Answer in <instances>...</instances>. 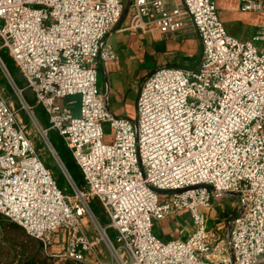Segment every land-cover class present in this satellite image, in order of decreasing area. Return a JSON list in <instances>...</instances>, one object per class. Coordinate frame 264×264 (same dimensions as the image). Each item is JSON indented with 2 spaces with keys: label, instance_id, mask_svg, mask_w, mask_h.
<instances>
[{
  "label": "built area",
  "instance_id": "1",
  "mask_svg": "<svg viewBox=\"0 0 264 264\" xmlns=\"http://www.w3.org/2000/svg\"><path fill=\"white\" fill-rule=\"evenodd\" d=\"M239 2L242 11L264 12V0ZM124 6L125 0H0V51L12 59L23 85L1 53L0 72L72 194L58 186L0 87V214L57 261L260 264L264 21L249 38L239 39L226 30L214 0H129L123 29L177 35L191 26L202 46L194 68L153 70L141 83L136 115L129 119L113 114L97 88L99 64L117 58L106 35ZM35 105L44 110L46 126ZM50 130L62 137L80 168L82 187L56 151ZM225 194H236L240 211L221 237L209 215L213 200ZM92 200L105 213V224ZM180 211L192 221L188 235L163 239L154 232V220ZM85 219L96 236L87 232ZM58 242L62 246L53 248Z\"/></svg>",
  "mask_w": 264,
  "mask_h": 264
},
{
  "label": "crops",
  "instance_id": "2",
  "mask_svg": "<svg viewBox=\"0 0 264 264\" xmlns=\"http://www.w3.org/2000/svg\"><path fill=\"white\" fill-rule=\"evenodd\" d=\"M214 2L228 33L239 39L249 38L257 24L264 21V12L242 11L239 0ZM124 23L123 16L106 35L117 58L99 64L97 88L113 114L134 119L143 80L153 70L164 65L196 67L201 58L202 46L198 33L191 26L177 35H163L158 32L125 30ZM212 218L217 220L219 216ZM192 228V221L186 211L153 221L154 232L163 239L185 237ZM260 264H264V260Z\"/></svg>",
  "mask_w": 264,
  "mask_h": 264
},
{
  "label": "rangeland",
  "instance_id": "3",
  "mask_svg": "<svg viewBox=\"0 0 264 264\" xmlns=\"http://www.w3.org/2000/svg\"><path fill=\"white\" fill-rule=\"evenodd\" d=\"M3 51L4 50H1L0 53H3ZM9 65L12 66V68L14 69V74L16 73L17 78L21 80L20 82L23 85L22 76L18 68L14 65L13 61H10ZM0 87L3 89V93L5 97L9 100V102H12L15 109L17 110L18 117L23 121V123L26 124L29 137L32 140L38 153L40 154V157L42 158L44 165L47 168H49L58 186L68 196H71L72 194L70 192V188L66 184V179L62 174L60 168L58 167L55 159L47 149L38 131L37 126L34 124L32 119L28 115V112L21 107L19 98L14 93V89L8 84V82L6 81L5 77L1 72H0ZM29 94L31 93L28 90L24 93L26 98L27 96H29ZM60 102L62 103L63 100H60ZM36 107L39 106L35 105L34 107L35 113H36L35 110ZM105 131L109 132V126L107 124L105 125ZM49 137L58 148L64 151V153L69 152L65 144H63L64 141L62 140V137L55 130L49 131ZM74 173L75 176L77 177V180L79 181L82 177L80 168L79 169L77 168ZM97 205L99 206V202L97 201L93 202L91 203V208L94 211V213L97 215V218L99 219L101 224H105L103 218V212H101L102 210H99L100 206L98 207ZM213 207L214 210L209 215V225L212 228H215L216 230L217 229L220 230L219 233L220 236L224 237L228 232L229 221L233 217H235L240 211L238 198L236 194H227L226 197H221L217 201L213 200ZM216 215L219 216L218 220L212 218L215 217ZM85 221H86L85 227L87 229V232L90 233L92 236H96L97 233L93 229L91 222L87 219H85ZM218 221L219 223L221 222L219 228L217 225H215ZM13 225H18V224L10 222L6 217L0 214V264H80V263H74L69 260L66 261L54 260L51 256L47 254V252L44 250V248L42 247V245L38 240L27 235L24 232V230L19 228L17 229ZM107 232L109 236H113L112 231L110 229L107 230ZM61 246H62V242H58L52 247L60 248ZM100 247H102L103 250L102 258L108 260L109 255L107 250L103 247V244H100Z\"/></svg>",
  "mask_w": 264,
  "mask_h": 264
},
{
  "label": "trees",
  "instance_id": "4",
  "mask_svg": "<svg viewBox=\"0 0 264 264\" xmlns=\"http://www.w3.org/2000/svg\"><path fill=\"white\" fill-rule=\"evenodd\" d=\"M1 57L3 58V60H4L5 64H6V66L8 67L10 73H12L11 75L15 79L16 83L18 85H22L21 82H20L21 80H19L17 78L16 73L14 74V69L12 68L11 65H9V62L12 61V59L7 55L6 51H3V53H1ZM27 99L31 103H34V100L32 98V94H29V96H27ZM35 110H36V113L35 114H36L37 118L41 121L42 124L47 125V119H46L45 112L42 109V107H40V106L39 107H36ZM53 145H54L56 151L58 152V154L60 155V157H61V159H62L65 167L69 171V173H70L71 177L73 178L74 182L76 183V185L79 186V187H82V185H83V178L81 177V179L78 181L77 180V177L75 176V173L74 172L76 171L77 168L79 169V167H78L76 161L74 160V158L72 157V154L70 153V151L67 152V153H64V151H62L60 148H58L54 143H53ZM93 202H96V200H92L91 201V203H93ZM99 206H100V204H99ZM99 210H102L101 206H100ZM101 212H103V210ZM103 218H104V222L106 223L107 219H106V216H105V213L104 212H103ZM13 226H15L17 229L18 228L19 229H22L19 225H13Z\"/></svg>",
  "mask_w": 264,
  "mask_h": 264
},
{
  "label": "water",
  "instance_id": "5",
  "mask_svg": "<svg viewBox=\"0 0 264 264\" xmlns=\"http://www.w3.org/2000/svg\"><path fill=\"white\" fill-rule=\"evenodd\" d=\"M128 2H129V0H126V3H125L124 10H123V13H122L121 18L124 16V14H125V12H126V9H127V6H128ZM120 20H121V19H120ZM207 187L211 189V186H207ZM228 228H229V227H228Z\"/></svg>",
  "mask_w": 264,
  "mask_h": 264
}]
</instances>
